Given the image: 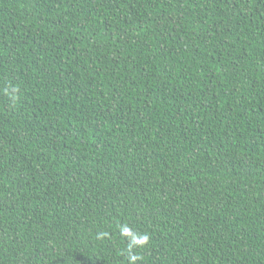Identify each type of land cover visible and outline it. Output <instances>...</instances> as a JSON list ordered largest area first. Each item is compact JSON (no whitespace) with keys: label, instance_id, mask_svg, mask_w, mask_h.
Wrapping results in <instances>:
<instances>
[{"label":"trees","instance_id":"trees-1","mask_svg":"<svg viewBox=\"0 0 264 264\" xmlns=\"http://www.w3.org/2000/svg\"><path fill=\"white\" fill-rule=\"evenodd\" d=\"M0 264H264V0H0Z\"/></svg>","mask_w":264,"mask_h":264}]
</instances>
